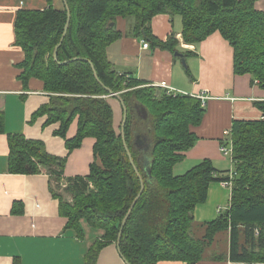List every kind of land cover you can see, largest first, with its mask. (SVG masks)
I'll return each instance as SVG.
<instances>
[{
  "label": "trees",
  "instance_id": "trees-1",
  "mask_svg": "<svg viewBox=\"0 0 264 264\" xmlns=\"http://www.w3.org/2000/svg\"><path fill=\"white\" fill-rule=\"evenodd\" d=\"M256 1L64 0L62 11L49 4L42 11L17 12L14 44L24 55L17 65L18 79L24 89L30 79L41 81L49 95L31 122L46 117L45 126L58 124L54 133L64 140L69 154L84 139L94 140L88 174L65 182L71 202L52 191L60 216L67 219L65 230L81 239L84 220L101 232L84 264H95L100 251L112 243L127 264H197L215 235L226 231L231 261L264 263V102L255 103L262 119L233 121L229 130L233 170L227 176L222 172L218 176L208 159L177 176L172 169L197 140L190 128L201 123L204 101L167 95L117 75L106 58L108 46L121 36L115 30L117 18L131 19L136 36L172 52L179 43L173 38L160 41L150 30L155 16L167 14L180 18L186 45L196 46L218 32L233 50L234 75H249L251 85L264 89V12L254 8ZM106 97L123 104L125 119L118 131ZM74 121L76 133L67 138ZM138 137L141 146L136 144ZM8 144L10 173L46 171L61 184L65 158L49 155L42 142L21 135H10ZM214 182L231 184L230 205L204 224V236L198 239L192 234L194 209L206 201Z\"/></svg>",
  "mask_w": 264,
  "mask_h": 264
},
{
  "label": "crops",
  "instance_id": "crops-1",
  "mask_svg": "<svg viewBox=\"0 0 264 264\" xmlns=\"http://www.w3.org/2000/svg\"><path fill=\"white\" fill-rule=\"evenodd\" d=\"M49 4L55 10L65 9L64 0H0V115L3 120L0 132V264H84L86 253L101 236L100 231H94L84 220L80 221L81 239L76 232L65 230L67 219L59 214L58 200L52 196L54 181L46 171L34 175L9 171L10 135L40 141L46 153L65 158L62 187L68 178L86 176L93 161V139H84L81 147L69 154L64 140L54 133L58 124L45 126L46 117L31 122V116L48 103L49 95L43 91L41 81L30 79L24 89L18 79L21 71L17 65L24 55L14 44L16 14L22 10L42 11ZM254 8L264 12V0H258ZM115 30L121 36L108 46L106 58L117 75H127L147 86L166 83L183 95L202 94L205 97L203 119L198 126L190 128L197 140L183 153L182 161L175 164L173 174L183 175L208 159L218 176L221 172L227 176L233 165L230 158L220 153L223 134L231 129L233 121L262 119L255 103L264 102V89L256 83L251 85L249 75H234L233 50L228 42L214 32L196 46L186 45L181 37L180 18L167 14L155 16L150 30L160 41L175 39L179 45L172 52L153 47L141 36H136L133 21L128 19L117 18ZM144 43L148 44L147 48H143ZM175 53L183 58L176 57ZM106 99L118 131L122 107L118 99ZM76 128L74 121L67 138L75 135ZM229 205L230 189L220 182L212 183L206 201L194 209L193 236L201 239L204 224L226 212ZM239 241L243 242L242 234ZM229 249V231L217 233L197 264H248L231 261ZM95 264L127 263L112 243L100 251ZM158 264L184 263L163 261Z\"/></svg>",
  "mask_w": 264,
  "mask_h": 264
},
{
  "label": "built area",
  "instance_id": "built-area-1",
  "mask_svg": "<svg viewBox=\"0 0 264 264\" xmlns=\"http://www.w3.org/2000/svg\"><path fill=\"white\" fill-rule=\"evenodd\" d=\"M147 47H148V44L144 43L143 48H147ZM151 86L164 90L167 95H172V96L182 95V93H180L179 91H177L174 88L169 87L166 83H159L157 85H151ZM196 97L201 99L202 101L205 100V97L202 94L197 95ZM223 135H224V139L222 140V142H224V144H220V153L222 156L228 157L231 159L232 151H231V142L229 140L230 132L225 131ZM223 185L225 187H228V188L231 186V184L229 182L223 183Z\"/></svg>",
  "mask_w": 264,
  "mask_h": 264
},
{
  "label": "rangeland",
  "instance_id": "rangeland-1",
  "mask_svg": "<svg viewBox=\"0 0 264 264\" xmlns=\"http://www.w3.org/2000/svg\"><path fill=\"white\" fill-rule=\"evenodd\" d=\"M256 2H257V1H256ZM177 18H178V17H177ZM128 20L132 21L131 19H128ZM121 118H123V116H122ZM120 123H121V121H120ZM53 177H54V176H53ZM53 177H52V178H53ZM52 180L54 181V178H53ZM54 182H55V181H54ZM54 182H53V188H52V190H53L55 193H57L58 195L62 196L63 199H66V200H68V202H71V197L65 193V191H64V187H62L61 184H58L57 182L54 183Z\"/></svg>",
  "mask_w": 264,
  "mask_h": 264
},
{
  "label": "water",
  "instance_id": "water-1",
  "mask_svg": "<svg viewBox=\"0 0 264 264\" xmlns=\"http://www.w3.org/2000/svg\"><path fill=\"white\" fill-rule=\"evenodd\" d=\"M65 29H67V27L65 28ZM66 31V30H65ZM59 47V45L56 47V49H55V52H54V58H56V56H57V48ZM176 57H180V58H183V56L182 55H180L179 53H175L174 54ZM184 62V61H183ZM182 62V63H183ZM184 64V63H183ZM110 96H115V95H113L112 93H110ZM117 99V98H116ZM119 102H120V100H118ZM120 105H121V107L123 108V104L120 102ZM140 113L142 114V116L145 118L146 117V114H145V112H144V110H141L140 111ZM125 119V111H124V109H123V120ZM136 144L138 145V146H141V145H143V142L139 139V137L136 139Z\"/></svg>",
  "mask_w": 264,
  "mask_h": 264
}]
</instances>
